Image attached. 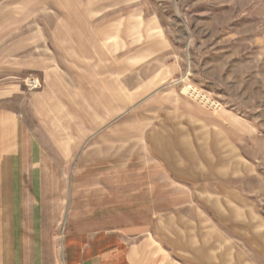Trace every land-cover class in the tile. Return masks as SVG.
Listing matches in <instances>:
<instances>
[{
  "label": "crops",
  "instance_id": "crops-1",
  "mask_svg": "<svg viewBox=\"0 0 264 264\" xmlns=\"http://www.w3.org/2000/svg\"><path fill=\"white\" fill-rule=\"evenodd\" d=\"M214 4L221 23L216 27L218 16L209 11L200 17L194 57L201 56L203 66H222L221 86L228 90L238 74L233 96L244 103L207 109L171 78L182 73V65L174 64L164 74L171 83L161 82L148 94L147 100L156 96V106L145 109L156 123H111L96 129L85 146L81 130L73 145L79 150L77 183L66 190L52 186L47 141L8 104L21 91H3L0 264H261L264 134L257 120L246 118L252 114L245 99L260 100L264 88V14L262 20L254 17L264 12V0ZM38 95L87 93L68 81Z\"/></svg>",
  "mask_w": 264,
  "mask_h": 264
},
{
  "label": "rangeland",
  "instance_id": "rangeland-1",
  "mask_svg": "<svg viewBox=\"0 0 264 264\" xmlns=\"http://www.w3.org/2000/svg\"><path fill=\"white\" fill-rule=\"evenodd\" d=\"M208 11L218 16V27L222 14L214 0H0V95L21 91L8 104L20 109L38 139L49 144L54 189L77 183L73 173L79 150L73 145L82 129L85 146L96 129L111 123H156L157 116L145 109L156 106V96L147 98L161 82L167 85L174 78L185 94L189 85L196 87L219 102L216 112L244 103L233 96L238 95V74L228 90L221 86L222 66H203V58L194 57L200 37L193 31ZM263 14L261 10L255 20ZM174 64L182 65V73L166 79ZM68 81L76 90L85 88L87 95H38ZM94 91L133 95H89ZM29 93L34 95H25ZM259 99L253 104L245 99L246 113L252 114L246 118L257 120L264 134V88ZM258 206L264 215V180ZM68 207L65 199L62 226Z\"/></svg>",
  "mask_w": 264,
  "mask_h": 264
},
{
  "label": "built area",
  "instance_id": "built-area-1",
  "mask_svg": "<svg viewBox=\"0 0 264 264\" xmlns=\"http://www.w3.org/2000/svg\"><path fill=\"white\" fill-rule=\"evenodd\" d=\"M186 95H188L191 99L197 101L201 105L205 106L207 109L211 111H215L219 109V102L213 100L206 93L199 91L196 87L189 85L187 87Z\"/></svg>",
  "mask_w": 264,
  "mask_h": 264
}]
</instances>
